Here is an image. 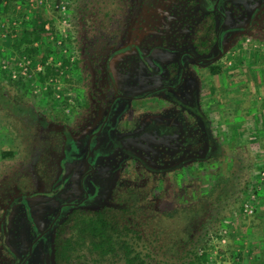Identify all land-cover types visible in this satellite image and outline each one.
I'll return each instance as SVG.
<instances>
[{"label": "rangeland", "instance_id": "obj_1", "mask_svg": "<svg viewBox=\"0 0 264 264\" xmlns=\"http://www.w3.org/2000/svg\"><path fill=\"white\" fill-rule=\"evenodd\" d=\"M24 1L20 2L22 7L25 6L22 10L27 11L29 17L27 21L32 18L41 20L43 16L53 21L57 20L58 15L54 13L53 8H48L45 2L39 5L35 2L30 6L29 0ZM201 3H203L201 11L199 7L193 10L196 7L194 6L180 13L179 16L166 12V18L160 21L158 29L151 30L144 25L141 28H136L137 24L127 25L124 21H119L118 17H113L108 22L103 21V15L90 13L83 33L87 34L93 45L96 44L92 47L94 52L102 51L104 56L118 47L132 43L139 44L142 41L152 42V45L165 42L166 48L195 51L194 33L197 28L202 29L203 24L209 20L206 15L209 12L205 10L208 6L204 5V1ZM228 8L230 10V6ZM71 9L73 15L74 4ZM243 17H245L244 23L248 16ZM247 23V27L239 35L225 37L223 53H221V57H224L221 63L205 62L196 65L187 62L186 78L181 84H178L179 79H177L179 70L174 67L178 63V55L166 52L160 54L165 57L163 71L147 68L136 53L127 52L114 56L108 62L110 66L104 60L86 58L87 72L81 70L75 72L73 74L75 84L70 86L62 76L56 86L59 95L62 98L68 97L71 102L43 100L37 90L29 91L28 80L31 78L30 73H34L33 68L29 69L28 76L21 78L23 80L20 82L23 86L0 76V93L6 96L7 101L2 103L0 100V226L4 222L10 230L9 240L12 246L24 257L35 235L29 218L20 205L15 204L10 213L4 210L9 208L7 204L10 198L24 194L23 187L29 184L25 182V177L30 172H32L30 179L33 182V190L45 188L46 176L42 177L40 172L36 171L38 161L63 157L66 152L70 154L68 149H71L72 153L77 151L74 146L68 148V145H64V135L61 134V130L64 129L60 124L66 125L76 133L77 137L84 139L89 135L87 133L90 131V126L98 129L119 88L129 96L140 99L118 103L113 110L110 126L125 139V144L118 145V149L127 151L130 158L137 157L140 162L129 164L130 158L123 162L119 153L109 159L106 155L112 151L109 148L112 140L108 142L102 136L100 145L106 154L94 164V167H99L100 172L92 178V181L89 180L98 186L100 194L98 193L93 202L86 205V209L94 207L92 204L103 205L107 201L115 202L116 185L120 190L121 187L142 188L149 183L152 191L150 198L155 201L159 211H172L178 205L182 207L183 201H187L190 195L189 189H192V194H198L208 186L211 175L206 173L205 168L210 165L215 166L216 160L209 153L211 151L214 154L219 147L218 144L225 148L235 147L239 152H244L247 155L245 164L250 167L251 176L259 174L264 168L262 164L264 137L259 138L260 135L264 136V9L257 12ZM26 24L24 22L22 26L26 27ZM69 25L66 28L68 37L71 33L69 30L73 28L71 23ZM57 26V38L61 39L63 32L60 25ZM112 31H120V33L115 37ZM2 35L3 33L0 36V49L6 57L0 60V65L16 55L10 46L9 37L5 38ZM64 50L69 55L74 53L69 45ZM157 53L155 57L158 58ZM217 66L221 67L219 73L212 70V68L217 70ZM109 71L112 72V79L108 76ZM172 73L176 75L173 76ZM88 75L86 88L84 81ZM176 85L175 89L169 88ZM17 104L25 109H31L34 114L42 115L40 118L47 122L43 120L44 124H42L40 118L32 120L25 114L14 115L17 111L16 107L14 110L10 106ZM63 104H72L69 108L66 106L70 112L63 108ZM86 104L88 105L85 106ZM21 107L19 106L20 109ZM63 112H66L65 115L62 114ZM115 135L117 136L118 133ZM17 138L21 141L18 152ZM82 146L83 144H80V147ZM260 148H263V152ZM7 151H14L16 154L20 152L25 160H22L23 158L18 154L13 159L2 158V153ZM28 155L30 157L27 160ZM147 158L150 165L156 167V170L151 172L157 171V173L150 175L144 172V165H149ZM74 159V162L70 160V163L65 165V177L69 182L67 181L66 187H61L62 191L56 192L57 200L80 197V182L84 173L90 172V167L88 168L86 164V157L80 156ZM117 164L120 165L118 174L115 172ZM50 165H47V169ZM180 166L182 172L178 175L174 172L175 177H173L172 171ZM96 171L94 168L91 173ZM134 171L137 176L133 180L131 175ZM18 172L25 174L18 175ZM16 174L19 180H13ZM90 186V189L94 190L93 186ZM33 205V208H36L34 202ZM58 207V202L51 204L48 210L38 207L35 212V224L39 230H44L52 216L57 213ZM4 213L8 215L6 214L3 220ZM172 226L168 224L165 227L167 233L173 230ZM263 228L262 218L260 219L256 212L253 216L241 218L227 225L224 231L230 235L233 232L237 233L240 241L235 239L230 244V250L226 248L227 242L221 243L224 247L218 246L214 252L216 264H254L249 261L250 257L258 258V246ZM1 230L0 227V264H11L13 258L5 250ZM253 246L256 247L252 249ZM236 249H240L242 253L239 260L236 259ZM221 250L226 257L225 263L222 262V258L216 256ZM245 254L248 256L243 257ZM245 258H248V261ZM255 264L260 262L256 261Z\"/></svg>", "mask_w": 264, "mask_h": 264}, {"label": "trees", "instance_id": "obj_2", "mask_svg": "<svg viewBox=\"0 0 264 264\" xmlns=\"http://www.w3.org/2000/svg\"><path fill=\"white\" fill-rule=\"evenodd\" d=\"M198 3V0H73L74 10L70 18L73 28L69 30L71 32L70 37L67 39L61 37L62 48L57 47L55 44L54 39H57L58 36V26L52 19L43 16L41 20L32 18L27 21L25 15L17 14L12 3H8L7 6H0V30L2 29L1 25L5 23L7 27L6 37L10 39L8 41L11 43L10 46L13 48L14 54L20 58L25 57L32 63H39L42 66L41 71L29 74L31 78L28 80V90H37L36 92L43 100L47 99L55 102L58 101L56 99L55 81L62 75H64V81L72 86L71 84H75L73 81L75 72L80 70L87 72L86 58L89 57L91 58L90 60L98 59V61L104 60L110 66L108 62L114 56L128 52V48L133 46L132 44L118 47L105 56L102 51L96 50L94 52L92 47H95L96 44L93 45L89 37L86 36L87 34L83 33L88 14H101L103 15V21L107 22L112 20L113 17H118L119 21L122 20L121 22L124 21L127 25L137 24L136 28H141L144 25L148 30H151L158 29L160 21L166 18V12L179 16L180 13H184L194 6L196 7L193 10L199 9ZM209 17V20L203 24L202 29L201 27L196 29L194 33L196 36L193 38L197 52L205 57H211V49L215 46L217 40L214 16L210 15ZM20 21L22 24L26 22L27 26L21 27L20 25L15 28L13 23H19ZM46 25H49V30L45 28ZM16 32L17 36L12 37ZM119 33L120 31H112V35L115 37ZM52 38L54 39L52 40ZM68 45L73 50V55L64 52V48L68 47ZM139 46L143 47L144 52L148 51V47L152 48L154 52H158V58H156L159 59V62L154 58L153 68L163 71V59L161 56L159 58V52L168 50L165 48V42L160 45H152V42L142 41ZM136 52L140 58H143V51L138 48ZM173 52L178 53L177 51ZM5 57V53L0 49V60H4ZM51 57H53V60L49 63ZM223 57L215 63H221ZM179 63L181 62L174 66L179 70L177 79H179V74L182 71ZM4 67L5 64L1 63L0 76H3L5 80L9 78L10 81L17 84L20 83L23 86V83L20 82L23 77L11 78V73L16 69L14 64L11 65L9 63L6 69ZM107 68L110 69L109 67ZM212 70L219 73L221 67L217 66V70L215 68H212ZM107 73L112 78V72L109 71ZM172 74L173 76L176 75L175 73ZM17 75L19 76L20 72H17ZM88 77L89 75L85 77L86 80L84 81L86 88L88 86ZM50 80H53V82ZM0 100L2 103L7 102L6 96L2 93H0ZM61 101L68 102L69 98H62ZM122 101H125V99H120L116 102V105ZM19 106L21 107L18 104L10 106L12 109L16 107L17 114H14L16 116L25 114L32 120H38V118L42 117V115L34 114L31 109L23 107L20 109ZM67 106L69 108L72 104H67ZM65 113L63 112L62 114L65 115ZM40 120H42V124H44L43 120L45 123L47 122L45 119L40 118ZM60 125L64 129L61 130L62 132L59 131L64 135V145H68V148L74 146L77 150L76 153H72L71 149H68L70 154L66 152L63 157L38 161L36 171L40 172V176H46L44 178L45 188L43 190H33V182L30 179L32 178V172H30L25 177V182L29 184L23 187L24 194L37 195L44 193L46 198L51 197L54 186L57 184L59 187L63 186L68 156L72 155L75 158L85 157L89 151V147L86 144L82 147L75 144L73 140L76 137L75 132L66 125ZM46 128L49 127L46 126ZM17 143L18 148L16 150L18 152L21 143L18 138ZM218 145L219 147L214 154L211 151L209 153L216 160L215 166L210 165V167L205 168L206 173L211 175L208 186L205 190L199 191L198 194H192V189H189L188 194L190 195L187 197V201H183L182 207L178 205L172 211H159L155 206V201L150 198L152 191L150 189L151 183H149L142 188L130 189L129 187H121L120 190L119 186L116 185L114 191L116 195L115 202L107 201L103 205L92 204L94 207L86 209V205L93 202L99 193L98 190L90 189L91 195L86 200V203L80 207L68 206L62 210L60 217L56 220L54 227L49 233V239L43 245V257H41L42 254L38 256V253H35L31 257L30 263L216 264L214 252L218 246H223L221 245L222 240H226L227 250L231 249L230 244L235 240L234 236L224 234V229L231 222L246 218L244 205L251 201L252 197H254L256 210L257 206L260 205L259 190L256 185V180L260 174L251 176L250 167L245 164L247 155L244 152H239L235 147L225 148L221 144ZM90 148L93 149L96 157L99 152L95 151L93 143ZM229 149L232 151H229ZM17 154L20 155V158L23 156L20 152ZM17 154L14 151L3 152L2 158L13 159ZM47 154L52 157L50 153L47 152ZM29 157L30 155L26 159L28 160ZM22 158V160H25L24 157ZM129 158L126 153L120 155V159L123 162ZM128 161L129 164L131 162L134 164L140 162L137 157H131ZM127 162L126 164H128ZM48 164H51L50 170L47 169ZM148 164L144 165V172L150 175L157 173V171L151 172L156 170V167L150 165L149 159ZM115 167L117 169L115 172L118 174L120 165L117 164ZM26 169L32 170L30 168ZM95 169L97 171L93 174L91 173L84 180L85 182L92 181V178L100 172L99 167ZM175 170L172 171L173 177H175V174L178 175L179 172H182V166L177 167ZM262 171H264V168H262ZM42 172L44 174H41ZM19 174L24 175L25 173L21 174L18 172ZM121 176H123L122 173ZM136 176L135 171L132 172L131 178L133 180ZM13 180H19L17 174ZM159 182L162 183L160 180ZM159 196L164 197L163 195ZM50 200H47V203ZM168 224L173 225V230L170 233L165 230ZM216 256L222 258V262H226L223 250L219 251Z\"/></svg>", "mask_w": 264, "mask_h": 264}, {"label": "flooded vegetation", "instance_id": "obj_3", "mask_svg": "<svg viewBox=\"0 0 264 264\" xmlns=\"http://www.w3.org/2000/svg\"><path fill=\"white\" fill-rule=\"evenodd\" d=\"M204 1V5L208 6V8H205V10L207 12H209L208 14H206L208 16V18H210L209 16L213 15L214 18L213 20H215V25H216V29H217V40H216V44L215 46L211 49V57H205L202 56L200 53L197 52L196 48L195 51L193 50H186V49H170L167 48L168 50H165L163 52H166L168 54H173V55H178V62L180 66L182 67V71H181V75L179 76V80H178V84H181L183 82V80L186 78L185 76V70H186V65L189 62H192L196 65H200L203 64L205 62H210L211 64L217 62L221 57V53H223V46H224V39L226 36H231V35H239V33L243 32V29L247 27L248 25V20L250 18L253 19V17L256 15L257 12H261L264 9V0H202ZM201 0H198V7L201 9L203 8V3ZM202 6V7H201ZM228 6H230V10L228 8ZM233 12V13H232ZM240 15V16H239ZM243 16H248L247 20L243 23V20L245 17ZM216 17V18H215ZM231 25H230V23ZM231 26V27H230ZM133 46L129 47V51L128 53H137L136 51L138 50V48L143 51L144 54L143 58L139 57V59L145 64V66L147 68L150 69H155V67L153 68V61L154 58L155 60H157L159 62V59H157L156 53L154 52V50L152 48H147V52H144V50L139 46L138 43H132ZM130 44V45H132ZM129 44H126L125 46H127ZM166 48V47H165ZM170 50V51H169ZM173 51H177L173 52ZM127 53V52H125ZM162 52H159V58L160 56L163 58V55H160ZM188 62V63H187ZM157 69V68H156ZM158 70V69H157ZM160 71V70H158ZM155 73V72H154ZM112 79V78H111ZM177 84V85H178ZM177 85L175 87H169L171 89H175L177 87ZM117 92V91H116ZM117 95L114 97V99L110 102L109 108L107 110L106 115L104 116V118L102 119L98 129H93L90 126V131L87 133L89 135L82 138L80 137H74V141L75 144L77 146H80V144H83L84 146V142L85 144L89 147V151L86 153V164L88 165V168L90 167V172H86L83 175V178L81 179L80 182V188H79V192L80 197L77 198H67L64 201L63 200H57L56 195L58 192V190H61V187H59V185L57 184L56 186H54V189L52 190V196L49 198H46L44 193H39L37 195H32V194H28L25 193L23 195H17L14 198H10V201L8 202L7 206L10 208H5V211H9L8 213L11 212V208H13V206L16 205H20L21 209L24 210L25 214L28 216L29 218V222L31 225V229L35 235V238L33 240V242L31 243L28 252L26 253V255L23 257L22 253L18 250H16L10 240H9V236H10V230L7 228V226L4 224V222L2 223L1 227V239L3 240L4 244H5V250L12 256L13 258V262L11 264H31L30 260L31 257L33 256V254L38 253L41 255V257H43L44 255V243L47 241V239H49V233L51 232L52 228L54 227V224L56 222V220L60 217L62 210L68 206H75V207H80L82 206L84 203H86V200L89 199L90 197V185L93 186L94 190L99 192V188L96 184L92 183V182H85L84 180L90 175L91 171L94 170V164L96 163V161H98L99 158H104L106 152H104L101 149V145H100V139L102 138V136H104L103 138L108 140V142H110L111 140V146H109V148L112 150L109 152L108 155H106L107 157H109L110 159H112L111 157H115L114 155H116L117 153H119L120 155H123L124 153H126L127 151H124L123 149L120 148V150L118 149L120 145H124V141L125 139L122 138L123 135H121V133L114 131V129L110 126L111 123V119H113V110L116 108V102H118L120 99H125V101L131 102V100H135L136 98L140 99V97H134V96H129L128 94H126L124 91H122L120 88L118 89V93H116ZM115 104V105H114ZM115 132V133H114ZM114 133V134H113ZM118 135L116 136L115 134ZM109 137V138H108ZM116 137V138H115ZM125 137V136H124ZM123 140H122V139ZM104 141V140H103ZM121 142H123V144H121ZM94 144L95 146V151H98V155L95 157V152L93 151L91 147V144ZM119 145V146H118ZM109 149V150H110ZM115 151V153H113ZM94 152V153H93ZM127 154V153H126ZM75 157H73L71 155H69V157L67 158V162L70 163V160L74 162ZM69 179L65 177V179H63V188L67 186V181ZM93 180V179H92ZM69 182V181H68ZM90 184V185H89ZM62 191V190H61ZM76 194V193H75ZM32 199H34L32 201ZM50 200V202L47 203V200ZM33 202L36 204V208H33ZM54 202H58L59 207L57 210V213L52 216L51 220L49 221V223L46 225V227L44 228V230H39V227L35 224V212H37L38 207H41L44 210H48V207L51 206V204H53ZM11 204V205H10ZM44 205V206H43ZM49 205V206H48ZM8 213H4L3 216V220L6 217V214L8 215Z\"/></svg>", "mask_w": 264, "mask_h": 264}, {"label": "built area", "instance_id": "obj_4", "mask_svg": "<svg viewBox=\"0 0 264 264\" xmlns=\"http://www.w3.org/2000/svg\"><path fill=\"white\" fill-rule=\"evenodd\" d=\"M35 2L37 3V5L43 4L45 2L46 5L48 4L49 8H53L55 10V12L58 15V17H57V20L54 21V22H56L57 25H60L59 27L62 29L63 38L67 39L68 36H67V33H66V28H68L70 26L69 24H70L71 12H72L71 7H72V4H73V0H29L30 6H33ZM7 5H8V0L0 1V6H7ZM16 10L19 11L20 7H16ZM28 18L29 17L27 15L26 20ZM20 25H21V27H23L21 21L19 23H17V22L13 23V26H15V28L17 26H20ZM1 28H2L1 30H3V35L2 36L6 38V34L5 33H7V27H6L5 23H3L1 25ZM45 28L47 30H49L50 27H49V25H46ZM16 36H17V32L15 34H13L12 37H16ZM53 39L54 38H52V40ZM54 40L57 43L56 45L58 47L62 48V40L58 39V38L54 39ZM64 52H66V51L64 50ZM10 60L8 59L5 62V67L4 68L6 69L8 67V65H9V63H11V65L14 64L16 69H14L13 72L11 73V78L12 79H16L18 77H23V76H28L30 68H33L34 72H39L42 69V66L39 63H32L29 59H26L25 57L20 58L18 55H15L14 58H12ZM52 60H53V57H51L49 59V63ZM17 72H20L19 76L17 75ZM62 76H64V75H62ZM62 76L55 81V86H57L59 84V81H60V79H62ZM50 81L53 82V80H50ZM61 98L62 97L57 92L56 99H58V101H61L62 100ZM61 102H63V101H61ZM69 102H71L70 99H69ZM62 106H63V108L65 110H67L69 112L70 109H66V106H67L66 104H63ZM259 174H260L259 175V179L260 180H264V171L260 172ZM255 211H256V207H255V204H254V197H252L251 201H248L244 205V215L245 216H253ZM224 234H227V231H224ZM225 242H226V240L223 239L222 243L224 244Z\"/></svg>", "mask_w": 264, "mask_h": 264}, {"label": "crops", "instance_id": "obj_5", "mask_svg": "<svg viewBox=\"0 0 264 264\" xmlns=\"http://www.w3.org/2000/svg\"><path fill=\"white\" fill-rule=\"evenodd\" d=\"M0 1H3V0H0ZM20 1H24V0H8V3H12L14 6H15V9H16V7H20V12L19 11H17V13H18V15L20 14V15H25V17L27 18V11L25 10V9H23L22 10V8L23 7H25V6H20L21 5V2ZM25 2V1H24ZM49 8V7H48ZM23 25V24H22ZM27 25V24H26ZM1 34H2V30H0V36H1ZM260 137H264V136H262V135H260L259 136V138ZM260 151L261 152H263V148H260ZM262 164H264L263 162H262ZM260 173V172H259ZM259 179V178H258ZM256 185H257V189L259 190V196H260V205L259 206H257V210H256V213H257V215H258V217L261 219L262 218V221H263V224H264V180H256ZM246 217H250V216H246ZM243 219H245V218H243ZM263 235H262V237L260 238V240H259V246H258V258H252L251 259V257H250V261H249V263L250 262H252V263H254L255 264V262L256 261H259L260 262V264H264V228H263ZM237 233H235V232H233L231 235L232 236H234L235 237V239H236V241H240V239H239V237L236 235ZM237 236V237H236ZM256 246H253V247H251L252 249L253 248H255ZM235 255H237L236 256V259L237 260H239L240 258V255L242 256V253H241V251H240V249H236L235 250ZM248 256V255H247ZM246 256V254L245 255H243V257H247ZM249 258V257H248ZM248 258H245L247 261H248ZM254 260V261H253ZM245 263V262H244ZM231 264V263H230Z\"/></svg>", "mask_w": 264, "mask_h": 264}]
</instances>
